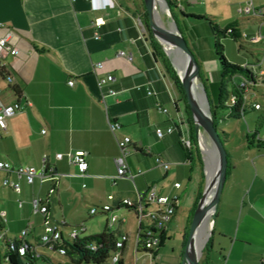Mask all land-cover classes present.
Segmentation results:
<instances>
[{
    "label": "crops",
    "instance_id": "crops-1",
    "mask_svg": "<svg viewBox=\"0 0 264 264\" xmlns=\"http://www.w3.org/2000/svg\"><path fill=\"white\" fill-rule=\"evenodd\" d=\"M176 1L185 13L206 14L203 9L202 13L198 11L199 3L205 0ZM107 2L105 8L94 9L89 0H0V37L9 34V43L17 50L3 60L0 98L7 104L19 101L23 105L22 110L6 119V130L0 136V161L12 169L29 165L47 173L42 182L35 180L38 181L35 188V181L29 184L13 171L0 170L4 236L5 227L16 222L22 225L21 230L28 231L25 239L37 244L43 216L37 228L23 227L28 222V211H33V197L46 201L52 222L66 225L64 236L77 221L67 223L64 217L58 221L53 215L55 206L70 208L78 203L81 206L83 200L93 203L94 207L88 208L95 209L92 215L97 213L96 205L100 209L101 205L111 206L107 211L101 209L102 214L111 217L109 222L106 219L104 227L114 231L117 238L126 235V248L128 235L121 229L122 221L119 223L117 215H111L124 208L117 209V202L125 199L144 202L147 190L154 186L159 195H177L176 214L184 204V180L190 181L193 167L198 166L202 179L203 165L201 170L193 151L186 152L179 141L180 136L189 135L185 111L176 117L180 109L178 106L175 111L173 102L180 95L176 88L175 94L169 91V85L175 86L153 55L151 38L143 25L146 12L143 0H93L92 3ZM157 5L162 28L165 24L160 12H167L171 20L174 18L165 5L161 9L158 0ZM226 6L231 12V2ZM96 19L101 21L98 27L94 25ZM171 24L167 22L168 27ZM95 33L98 38H94ZM97 62H101V67H94ZM106 73L113 74L115 80L100 89L98 79ZM7 74L12 76V82L6 79ZM69 79L74 80L72 86L67 84ZM147 89L154 94L148 95ZM157 105L167 112H160ZM108 120L119 123L120 127L112 131ZM168 126H174L173 130L158 138L155 128ZM123 136L130 139L125 159L127 172L135 174L132 179L116 177L117 139ZM79 151L85 153L87 162L82 177L72 176L77 173V167L67 156ZM57 153L63 156L57 158ZM155 156L169 164L166 170L156 166ZM230 160L226 175L233 170ZM10 182H17L19 190H14ZM176 182L180 184L178 188L173 185ZM195 202L187 207L189 213H193ZM165 223L163 241L169 229ZM84 231L85 227L81 233ZM137 231L138 227L134 250L142 252L136 248ZM93 234L96 233L82 236ZM163 241L154 248L152 257L159 254ZM36 248L56 261L67 260L38 244ZM206 263L207 257L203 256L199 264Z\"/></svg>",
    "mask_w": 264,
    "mask_h": 264
},
{
    "label": "rangeland",
    "instance_id": "rangeland-1",
    "mask_svg": "<svg viewBox=\"0 0 264 264\" xmlns=\"http://www.w3.org/2000/svg\"><path fill=\"white\" fill-rule=\"evenodd\" d=\"M251 1L205 0V2L199 3L198 11L201 13L203 10L206 11L205 15L223 31L218 33V39L226 59L230 63L245 67L257 74L259 70L264 72V40L256 43H251L249 40L255 37L259 31L264 38V0L253 1L255 5L253 3L252 6L257 9L256 12L253 10L249 13L237 12L238 7H243L246 2ZM228 2H231L232 5L231 12L226 6ZM158 3L162 9L164 6L162 0H158ZM172 13L176 26L200 69L201 83H197V103L199 110L205 112L207 106L204 95L207 102L209 98L215 105L222 81L220 64L214 50L215 34L208 20L186 21L185 19L184 21L177 7L172 8ZM160 17L165 24L162 25V29L168 28L167 22H172L171 17L167 15V12H160ZM230 24L235 27L240 39L234 40L232 35L227 33V27ZM163 52L167 58V54L170 55L175 67L180 72L186 70V68L184 69L186 63L182 57L173 58L172 52L168 49L163 50ZM246 82L251 88L247 86L238 88L240 90L242 88L245 98L246 108L243 117L223 120L226 111L220 108L216 110L219 127L229 134L227 148L231 145H235L236 148H234L233 157L230 160L233 162V170L226 175L215 218L213 220L210 217L206 219L205 238L199 236L195 241V247L198 245L203 247L198 261L200 262L205 256L207 257L206 264H262L261 260L264 259V150L256 151L253 148H246L244 137V134L247 133L250 142L264 139V136H259V134L264 133V84L256 83L253 85L248 81ZM237 83H240V75L238 74L232 81L226 83V89L231 92L233 84L237 85ZM168 89L174 94L176 93L175 87L169 85ZM255 103L259 104V108L255 107L257 110L251 107ZM178 106L180 112L176 117H181L184 111L183 102L180 101ZM208 107L210 110V104ZM255 130L258 131V135H254ZM197 145L203 164V180L198 166L193 167L190 181L184 180L186 189L183 193L185 194L184 204L165 223L169 224L168 236L163 241V246L158 249L159 254L157 256L151 257L148 253L135 252L134 243L138 222L133 211L122 208L111 214L117 215L119 223L122 221L120 223L121 229L123 233L128 235L127 245L122 256L123 264H177L178 260L181 259L192 217V213H189L187 207L193 205L198 194H202L205 183L211 184L217 174V164L214 160L215 151L206 132L201 131V134L198 135ZM33 186L37 188L38 181H35ZM211 197L212 192H209L204 201L207 200L208 204ZM78 204L72 205L70 208L55 206L53 215L58 221L64 217L67 223L77 221L76 223L82 224L86 231L80 233V236L99 233L104 227L106 219L108 222L111 220L110 215L102 214L97 205L95 206L97 213L92 215L88 210V208L94 207L91 202L81 200V206ZM27 217L28 222H25L23 227L33 225L37 228L42 220V215L33 211H28ZM143 222L148 223L147 220H143ZM107 224L110 226L109 223ZM21 226L15 222L10 227H5V237L17 239ZM72 226L74 225L72 224ZM59 228L62 233L67 231L61 225ZM208 240L209 245L205 248ZM1 249L0 241V251H2ZM54 255L63 258L57 253Z\"/></svg>",
    "mask_w": 264,
    "mask_h": 264
},
{
    "label": "built area",
    "instance_id": "built-area-1",
    "mask_svg": "<svg viewBox=\"0 0 264 264\" xmlns=\"http://www.w3.org/2000/svg\"><path fill=\"white\" fill-rule=\"evenodd\" d=\"M91 3V6L94 9L98 8H105L108 6V2L105 4H100L96 5L93 2V0H89ZM111 6H113V3H110ZM253 10L255 12L252 2H246L243 7H238L237 12L238 13H249ZM101 21L99 19H96L94 21V25L98 27L100 25ZM227 32H231L230 29H227ZM94 38H98V35L95 33ZM261 40H264L263 36L261 35L260 31L258 34L251 38L249 42L251 43H256L260 42ZM16 48L13 47L9 43V34H5L3 37H0V70L4 69V62L3 60L8 56V55H13L16 53ZM121 54V53H119ZM94 67H101V62H97L94 64ZM6 79L9 82H12L13 78L9 74L6 75ZM115 80V77L111 73H106L103 77H100L98 79V86L99 88H105L108 87L109 84L113 83ZM74 83L73 79H69L67 81L68 86H72ZM260 83V82H258ZM262 84V83H260ZM245 84H240V87H245ZM107 91L112 92L110 88L107 89ZM146 93L148 95H153L154 92L150 89L146 90ZM234 96L230 97V102H234ZM26 104H29L27 102ZM254 107L259 108V104L255 103L253 104ZM23 109V105L19 101H15L13 103H4L1 98H0V136L3 131L6 130V119L13 115L15 112L20 111ZM157 109L160 112L166 113L167 109L164 107H160L157 105ZM107 124L109 128L114 131L120 127V124L113 121V120H108ZM175 124V123H174ZM176 125V124H175ZM174 126H168L165 129L162 128H155V134L158 138H161L165 133H170L173 130ZM43 132V131H42ZM180 144L184 149H190V141L188 137H182L180 136L179 138ZM130 143V139L128 136H123L121 139H117V146L119 149V155L114 159L115 165H116V177L117 178H122V177H127L132 179L135 174L133 173H128V165L125 159V156L128 154V145ZM57 158H61L63 156L62 153H57L55 154ZM69 161L73 164L76 165L77 167V173L73 174L72 176L76 177H82L86 173L87 169V162L85 160V153L84 152H74L73 154L68 153L67 154ZM154 162L157 167H160L164 170L168 168V163L165 162L162 158L159 156L154 157ZM0 170L4 171H13L15 175L18 178H23L27 183L31 184L35 180H38L39 182H42L46 176L47 173L45 169H36L33 166L25 165V166H20L15 169H12L10 165L6 162L0 161ZM141 170L138 169L137 173H140ZM70 175V174H68ZM4 183H7V180L4 181ZM10 185L12 188L16 191L19 190V184L17 182H10ZM176 188L180 186L178 182L173 184ZM51 192V190L49 191ZM108 199H112V195L107 196ZM177 195L172 194L170 196L168 195H159L156 191V188L154 186H151L145 195L144 202H138V203H133L129 199H125L124 202L127 203L128 205L135 204V216L136 220L138 222V226L141 225V229L137 231V240H136V247L137 243L140 240L139 234L141 233L144 238H143V243H144V248L148 250H154L156 246L161 242V234L162 231L164 230V223L169 220L171 215L174 213V206L177 201ZM31 205L32 209L34 212L39 213L43 216V224H42V230L38 235V244L41 247H44L50 251H53L62 257H65V249L62 246V232L59 228V225L64 224V223H59L56 224L52 222L49 218V210L48 206L46 204V201L42 200L40 197H33L31 199ZM149 206H153L152 208H148ZM109 204L103 205V209L105 211L110 209ZM91 214L95 212L94 208H91L89 210ZM4 215V212L0 210V219L2 220V217ZM147 220V224L143 223V220ZM84 230V227L82 224L80 225H74L69 228V231L67 232V235L71 238H74L78 236L82 231ZM27 230L23 229L20 231L19 236L17 237V242H15L11 239H7V243L9 244V249L12 251H17L18 254L23 255L28 248L30 242L25 239V236L27 235ZM3 234L0 232V237ZM126 240V235H120L119 238L115 241V246L117 247V250L112 252L109 259L108 263L109 264H116L117 261L119 260V248L124 245V241ZM151 257L153 256L151 253H148ZM40 252L35 249V256H39ZM44 264H74L73 262L67 260L64 261H53V262H48Z\"/></svg>",
    "mask_w": 264,
    "mask_h": 264
},
{
    "label": "trees",
    "instance_id": "trees-1",
    "mask_svg": "<svg viewBox=\"0 0 264 264\" xmlns=\"http://www.w3.org/2000/svg\"><path fill=\"white\" fill-rule=\"evenodd\" d=\"M167 5L169 7V12L173 16L172 13V8H179L180 10V16L182 19L185 21L187 20H208L210 24L212 25V29L215 34V42H214V50L215 54L218 58L219 64H220V69L222 73V81L219 86V95L217 98V103L215 105L212 104V101L209 100L208 102L210 104V111H211V116L214 121V126L217 129L220 138L226 148L227 151V157H228V167H230L229 164V159L232 158V152L234 148H236L235 145H231L227 148L228 142H229V134L227 131L221 129L219 127V121L217 120L216 117V110L218 108L225 110V116L223 117L224 119H239L244 116V111L246 108L245 104V98L243 97V90L240 88V84H245L248 88H251L247 84L246 81L252 83L253 85L260 82L264 84V72L262 70H259L257 74H254L250 70H248L245 67H242L240 65L230 63L222 50V45L219 42L218 39V33H222L223 31L219 29L215 24L211 22V20L206 16V15H198V14H193V13H185L180 9V6L177 5L176 0H166ZM174 18V17H173ZM143 25L146 33L148 36L151 38V45L153 49V55L154 57L159 60L164 69L165 72L167 73L169 79L171 80L172 84L175 86L177 89L180 97L178 100L174 101V108L175 111H178V103L180 101L183 102L184 104V111L187 119V124H188V139L190 141V149H184L186 152L193 151L194 155L197 158V161L199 163L200 169L202 170V161L199 157V150H198V145H197V136L195 134L194 128H193V121L189 112L188 105L186 104L182 84L180 81V78L176 74L172 64L168 60V58L165 56L162 48L157 44V42L152 38L151 35V30L148 25V17L146 15V12H144L143 15ZM227 29H230L231 32H227L232 35V38L235 39H240V35L237 33L235 27L233 25H229ZM196 60V59H195ZM240 75V83H237V85L233 84L232 91L229 92L226 89V83L228 81H232V79L236 75ZM201 76V74H200ZM246 79V81H245ZM237 87V89H236ZM234 96V102H230V97ZM251 107L254 110L255 109L254 105H251ZM254 135H258V131L255 130ZM259 136H264L263 134H259ZM245 137V147L246 148H253L256 151H260V149L264 150V139L262 141L256 140L255 142H250V140L247 137V133L244 134ZM260 138V137H259ZM182 146V145H181ZM202 179H203V174H202ZM201 193L198 194V197L196 199V202L193 206V210L195 208V205L197 203V200L199 199ZM122 205V206H120ZM124 207L128 210H131L134 212L135 209V204L128 205L127 203L124 202V200L117 202L116 203V208ZM175 207V206H174ZM101 209H103V205H101ZM110 209H112L110 207ZM109 209V210H110ZM135 213V212H134ZM73 225H80L78 223L73 224ZM62 227H65V224H61ZM141 225L138 226V230L141 229ZM0 232L3 234L4 232V227H3V221L0 219ZM163 234V231H162ZM161 234V238L162 237ZM140 240L137 243V251L139 248V251H142L144 253H155V250H148L144 248V243H143V238L144 236L140 233L139 234ZM15 242L16 239H11ZM117 240V235L115 234L114 231L109 230L107 227H103L102 230L99 233L93 234V235H88V236H76L74 238L69 237L67 234L62 237V246L65 249V257L73 262L74 264H109L108 259L111 255L112 252L117 250V247L115 246V241ZM1 241V250L0 251V264H44L48 262H53L56 261L51 255L43 254L41 251H39L36 248V245L38 244H33L30 242L28 248L26 249L25 253L23 255H20L17 253V251H12L9 249V244L7 243V239L5 238L4 235L0 237ZM163 239L161 242L156 246H160L162 244ZM17 242V240H16ZM39 245V244H38ZM209 245V240L205 244V248H207ZM35 249H37L40 252L39 256H35ZM125 247L124 245L119 248V260L117 261L116 264H123V254H124ZM261 263L264 264V259L261 260Z\"/></svg>",
    "mask_w": 264,
    "mask_h": 264
},
{
    "label": "water",
    "instance_id": "water-1",
    "mask_svg": "<svg viewBox=\"0 0 264 264\" xmlns=\"http://www.w3.org/2000/svg\"><path fill=\"white\" fill-rule=\"evenodd\" d=\"M162 2L164 3L165 8L169 10L166 0H162ZM143 3L145 6L146 14L148 17V25L151 30V35L153 39L162 48V50H165L164 44L171 45L177 48L181 53L182 59H184L186 63L184 69L186 68L187 71L185 70L183 72L182 70L180 72L175 67L170 55L167 54L170 63L172 64L177 74L179 75L186 104L188 105L189 112L193 121V128L195 134L198 137L201 131L206 132V134L210 138V141L215 151L214 160L215 163L217 164V174L211 184H208L207 182L205 183L203 192L200 195L199 199L197 200V203L195 205L189 223L188 234L185 241L183 254L180 260V264H199L198 259L202 253L203 247L199 250L197 255L194 254L193 252L194 235L198 227L206 217V215H209V217L212 220L215 218L219 197L221 195L224 181L226 179V173L228 167L227 151L220 138L217 129L214 126V121L208 107L209 103L207 102V99L204 95L205 94L204 91L202 93L204 95L205 98L204 100L207 106L206 111L203 112L198 109L195 85L197 83L199 84L201 83L200 69L195 60L194 55L188 48L184 38L179 32L176 26V22L174 21V19H172V24L169 25L168 28L161 29L156 25L155 22V12L158 7L157 0H143ZM209 192H212V197L209 203L204 205V199Z\"/></svg>",
    "mask_w": 264,
    "mask_h": 264
},
{
    "label": "bare ground",
    "instance_id": "bare-ground-1",
    "mask_svg": "<svg viewBox=\"0 0 264 264\" xmlns=\"http://www.w3.org/2000/svg\"><path fill=\"white\" fill-rule=\"evenodd\" d=\"M158 6V5H157ZM155 22H156V25L159 27V16H158V7H157V10L155 12ZM162 29V28H161ZM164 49H168L170 52H172V57L173 58H179L181 57V53L180 51L171 46V45H165L164 44ZM181 66V65H180ZM182 67V66H181ZM181 70V69H180ZM195 91H196V98H197V84L195 85ZM197 100V99H196ZM197 106H198V103H197ZM199 109V108H198ZM209 173V172H208ZM210 181V179H209ZM207 204V200L204 201V205ZM206 219H209V215H206V217L204 218V220L202 221V223L200 224V226L198 227L195 235H194V241H193V252L195 255L198 254L199 250L201 249V245H198L197 247H195V241L197 240V238L199 236H201L203 239L205 238V234H204V228L206 226ZM207 227V226H206ZM206 229V228H205Z\"/></svg>",
    "mask_w": 264,
    "mask_h": 264
}]
</instances>
